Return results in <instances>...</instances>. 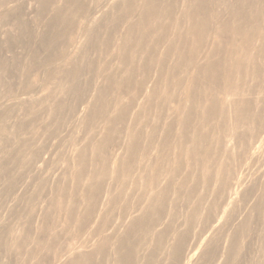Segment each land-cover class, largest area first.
Listing matches in <instances>:
<instances>
[{
	"label": "bare ground",
	"instance_id": "bare-ground-1",
	"mask_svg": "<svg viewBox=\"0 0 264 264\" xmlns=\"http://www.w3.org/2000/svg\"><path fill=\"white\" fill-rule=\"evenodd\" d=\"M52 1L39 0V16H43L47 12ZM216 1L219 2V0H184L182 3L179 0H119L116 5L110 8L111 10L109 9L110 11L108 10L109 12L102 13L103 16L100 18L102 20L98 19L100 22L93 19V24L91 23L85 27V46L83 45V47H86L87 50L90 48L89 50L95 49L96 52L100 51V54L101 52L102 54H108L114 45L112 42L114 41L115 43L116 41L114 39L117 40L120 36L119 42L113 46L117 48V54L115 52L116 50L113 52L118 56L116 63L119 64V67L117 65L116 69L123 68L120 76L119 73L107 75L106 77L103 76L105 78L104 82H106V86H103L104 89H100L101 86H98V90L96 87L97 94L94 92V96L92 91L93 95L91 96H94L92 97V101L88 100L89 104L87 107V104L84 103L85 108H87L85 110L87 111L80 119L79 126H83L84 131L86 126L87 128L91 126L92 129L90 128L89 131H93L92 133H95L94 128L95 131H98L97 125L102 129L98 140H94V135L92 134L93 136H90L91 138H89L90 140L88 139V144H85L86 146H82V149L80 147V150L77 148L78 155H76L77 157L72 165L74 166L72 179L75 185H80L84 181L83 178L87 177L86 174H88L87 183H83L86 184V188L82 193L79 192V197L76 193L70 194L69 198L71 200L68 199V201H66L67 196L65 193H68V191H66L64 186L58 185L57 189H55L58 193L55 194L57 198L52 196L54 197V201H52L53 203L49 202L50 205L42 214V220H40L42 222L41 225L39 224L40 226L37 231V233H40L38 235L39 237L40 235L49 234V242L47 241L48 238L45 240L48 243H45L43 237L42 240L40 239L41 237L39 239L37 238L38 240L29 237L30 234L27 235L28 225L23 230L25 233H22L21 237L17 236V240L13 238L15 241L9 244V246L8 244L3 245V247L1 246L2 250L11 251L15 248L17 251L23 250L28 248L33 242L36 245L35 250L38 249L36 253L46 250L47 252H43H46V255L48 254L46 257L42 256V258H40V252L35 254L36 257L37 255L40 256L37 258L39 260L36 264H50L47 262L48 259L50 261V258L56 259L55 262L57 263L60 260L59 257L61 258L63 256V248L60 245L61 241L59 242L60 237L54 228V225H56L55 222L57 223L58 220V215L61 213L66 214L64 216L66 217L64 226L62 225L61 231L69 233L70 229L75 227L76 231L83 232L87 226L89 227L91 220L95 219L99 200L103 197H100L103 187L109 186V190L107 191L109 196L105 200L108 210L103 209V211H106L104 213H101V210L98 212L97 219H99V223L95 228L90 229L89 236L91 238H98L95 249L91 252L77 253L75 256L74 253L72 255L73 257L70 256L69 260H67L68 262L66 261L67 263L65 264H183L182 261L187 257H185V253L187 251L186 247L189 236L192 234L193 229L198 228V226L196 228L194 227L199 225L200 230L197 229L195 231L199 232L198 235L200 233L202 234L203 230L207 234L211 222L213 224L215 219H218V214L220 213L217 212L220 211H218L219 207H222L221 201L227 195H230L232 202H234L233 197L239 193L236 187L238 185L240 191V187L242 188L243 184V179L240 182L238 170L244 164L245 160L247 161L252 155V147L256 144V141L258 144V138L261 139L263 135L261 133H264V6L262 8H254V4L259 6L258 4L262 3V1L263 5L264 0H259L261 2L256 0L258 3L254 2V4L250 3L253 0H249L250 2L247 1L243 5L242 0L239 3V0L237 3L235 0V3H228L224 0V8L222 3L221 5L219 4L220 9L221 7L225 9L226 15L224 16H221L222 12L220 13L221 15H217L215 11L213 13L211 10L210 5ZM63 2H65V9H61L62 11L58 10L57 16L52 17L50 20L47 19L46 30L49 33L40 38V44L43 46H49V44H54V46L61 45L63 41L69 45L68 39L71 41L77 18L83 17L82 19H85L84 17L88 16V0H63ZM179 3L181 4L180 14L177 13L178 8L180 9L178 6ZM217 3H215V6ZM217 7L219 8V6ZM17 24L22 32L27 30L23 23L18 22ZM121 26H123L122 29L125 28V32L122 35H120L121 32L118 35L116 34L118 32H116L117 38L113 37V41L111 38L102 41L99 39V35L101 37L104 35L103 32L99 34L102 27L107 28V33L111 34L113 31H121L122 29H119ZM63 48L66 49L63 46L58 51L54 50V55H52L55 58L50 54L51 59H58L61 54L65 55L64 52L66 50L63 51ZM86 48L83 49V52L82 50H79L80 52L78 51L77 53L73 52L82 61L81 66L76 65L78 64L77 62L75 63L78 57H73L75 60L71 55V61L69 63L77 67L69 66L70 68H68L69 64H67V68H63V66L62 69H55L50 68L52 67L51 65H44L46 67L49 66V68H46L48 69L46 71L48 83L54 86L61 95L60 99L55 97V99H58L55 100L53 98L54 95L48 92L49 94L47 96L49 97L46 98L48 119L45 122L43 121V124L39 123L40 126L37 125L40 122L39 110L41 107L37 108L30 105L29 100L26 103V99L24 101V108L27 111L26 118L23 117L25 119L21 120L18 124L16 123L15 133L13 132L14 134L9 136L0 134V152H2L0 158L3 152H8L6 151L7 149L10 147L13 149L9 154L4 155L5 157L2 155V158L4 157L5 159L2 160L1 158L0 160V178H7L6 188H3L8 193H10L9 190L14 189L13 186L16 184L14 183L16 178L13 175V178H10L12 173L9 175V171L11 170L9 169V165L14 164L16 167L22 168V170L26 169L25 167L32 166V161L36 162L39 160L37 156L42 152L38 148L36 150L37 146H32L31 142L29 143V138H26L27 140H24L23 136L19 138L20 132L22 133L23 129L26 128L25 126L30 124V132H33L35 135L37 134L38 136L41 134V131H39L40 127L42 133L45 132L43 134L46 136L51 134L50 136H53L52 134L56 132L54 127L58 131L56 126L59 127L58 125L68 120L67 118L69 116L76 114L74 113V111H77L76 107H80V102L78 103V101L81 100L82 102V98H84L83 96L86 93L84 94L85 89H83V85H80L79 81L81 79L84 80L85 73H94L93 70L96 72V70L107 69L110 66L107 63L111 60H107L106 65L108 66L105 65V68L98 69L97 64H104L105 59L108 57H104L105 59L101 60L103 63H100L101 61H98V63L95 60L97 62L96 64L93 61L94 59H89L87 55L89 51L85 50ZM107 54L104 55L107 56ZM115 54L110 56V59L116 56ZM34 59H31L29 62L34 63ZM60 59L58 60L60 61ZM45 60L49 62L50 59L47 60L45 58ZM45 60L44 62L42 60V63H45ZM38 67H42L43 69V64ZM95 67L97 68L95 69ZM152 72L156 76L152 77ZM90 75L93 74L90 73ZM85 78L88 77L85 76ZM151 78L155 79H152L153 86L148 84ZM148 85L150 86L149 90H147ZM86 86L85 88H88ZM51 90L50 92L53 91ZM111 94H114L116 97V104L113 107L108 97ZM71 98H74L73 101H76L78 106L74 102H70ZM140 98H143V102L141 104L137 103L139 106L135 103ZM26 104L27 106H25ZM133 106L140 107V112L136 115L135 119L133 118L138 123L133 122L135 126H138L136 124L139 123L143 124V132H138L137 128H135L136 131L135 129L133 130L134 124L132 126L130 125L132 128L129 127L130 129H128V125L126 124L128 114ZM6 121H8V118H2L1 116L0 125L2 126L3 124L5 126L4 123ZM3 128L5 129V127ZM174 129L177 130L176 134H174ZM162 130H164L162 142L157 144L156 136ZM124 132L127 133V140L124 139L126 141L124 144L125 149H123L125 152L123 151L124 154L122 153L121 157L119 156L117 160L114 159L112 163L109 150L113 145L123 140L122 137H125L122 136ZM33 135L29 137L36 138ZM94 137L96 138L97 136ZM39 138L41 137L39 136ZM72 141L76 140L73 139ZM77 144L80 146L78 142ZM256 146L258 147V145ZM72 148L74 149L76 147ZM154 151H157L159 154L158 159L162 161L159 162V160L152 158ZM74 153L73 155L75 156ZM36 157L38 160H36ZM261 158L263 157L261 156ZM111 164L113 165V170L111 181H109ZM238 174L239 180L236 178ZM108 182H110L109 185ZM239 182L241 186H239ZM129 183H133L130 186H138L137 188L149 191L150 194L147 192L149 196L144 206L140 205L141 203L139 201L141 199H136L138 201V203L136 202L137 206H134V204L131 205L130 201L133 198L130 197L131 199H129L127 190L124 188ZM112 185L116 186L115 189L117 190L115 192ZM259 185H257V188H259ZM253 187L250 189H254ZM245 190L246 188L244 189L245 193L252 192V190H249V187L248 190ZM255 190L257 191L256 188ZM259 192L258 190L256 193L258 194ZM208 196L213 199L208 198ZM255 196H252V201L255 200ZM260 196L258 197L259 201H255L256 204L253 202L252 204L254 206L251 208L260 214L259 218L261 217V220L259 223L264 227V187L263 193ZM207 198L212 201H208ZM243 199L245 198L243 197ZM78 202L83 205H80L82 208L84 207L81 212L78 210ZM141 202L143 203V201ZM237 203L235 204L236 207L233 203V208L235 207V211L240 213L241 208L239 206L241 204L239 203L240 205L238 204L237 206ZM236 208H240V211ZM114 209H119L118 211L121 213L119 216H123V220L129 222L128 224L126 223L127 226L125 230L121 231V234L120 232L118 235L116 234L119 230L115 233V240L105 235L108 226L111 225H108L109 213L111 214ZM134 211L138 212L139 215L137 213V216H132ZM225 213H223L224 216ZM238 213L233 214L235 220V215H238ZM31 214L33 213L31 212ZM214 215L217 217L215 216V218ZM227 215V222L229 220L231 222L235 221L232 219L234 218L232 214L229 217ZM165 216H168L166 221L168 218L170 220L167 223L164 220ZM32 217L34 218V216ZM238 217L241 216L238 215ZM126 218L128 220L130 219V221ZM180 218H182L183 227H181L183 229L180 227L182 230H177V225L175 226L174 223L178 219L180 221ZM163 220L166 225L163 229L160 228L159 230L158 226ZM230 221L229 223L231 224ZM235 222L234 224L237 225ZM252 222L254 223V221ZM120 223H123V221H120ZM255 223L257 222L255 221ZM179 224L181 225V223ZM232 226H234L233 223ZM237 226L231 235V245L225 252L226 260H222V262H225L224 264H242L243 262L242 253L245 251L244 244L246 242L243 244L242 238L247 235L252 226L248 219H244ZM263 235H261L262 237L260 239L264 238ZM208 236L210 237V235ZM213 237H210V241L213 238L216 242V234ZM199 242L201 243L202 241L200 240ZM33 249L32 251H35ZM199 249L201 250L200 247L197 250ZM4 250L2 253H4ZM70 250H73V248ZM187 254L189 255V252ZM27 255L29 256V254ZM35 255L33 253V256ZM215 255L212 246L205 248L201 255L204 260L203 262H205L204 264L212 263L211 261L215 259ZM57 257L59 260H57ZM253 261L251 260V262ZM262 262L264 261L261 260L260 264ZM185 264H189L188 258Z\"/></svg>",
	"mask_w": 264,
	"mask_h": 264
},
{
	"label": "rangeland",
	"instance_id": "rangeland-1",
	"mask_svg": "<svg viewBox=\"0 0 264 264\" xmlns=\"http://www.w3.org/2000/svg\"><path fill=\"white\" fill-rule=\"evenodd\" d=\"M88 1L89 2H87V8H89L88 9V11H89L88 16L89 17L88 16L84 17L85 19H82L83 17L82 18L81 17L77 18L78 21L76 20V23H75V26H74V30H73V33H72L71 41H70V39H68L69 40L68 42L70 44L68 45L67 43H64V41H63V44H61L62 47L63 46L66 47V49L63 48V51L66 50V52H64L65 55L61 54L59 56L61 59L58 57V59H60V61H59L58 59H54V60H53V58L51 59L50 56L52 54L54 55V52L58 51V49L59 50L62 49V47H60L61 45L58 44V45L54 46V44H49V46L48 45L47 46L46 45L43 46L42 44H40L41 43L40 38H42V36L47 35L49 33V32H47L48 30H46L48 20H50L52 17L57 16V12H59L58 10L65 9V2H63V0H53L52 3L49 6L47 12L45 14H43V16L42 15L39 16V14H38L39 0H0V119H1V116H2V118L3 117H7L8 118V121H6L4 123L5 126H3V124H2V126L0 125V134L1 135L2 134H4L5 136L13 135L15 133V130H16V125L21 120L26 118V112L27 111L24 108V104H25L24 101L26 99H27V101H25L26 103L30 101V103H31V104L29 103L30 105L35 106L37 108L41 107L40 110H39L40 111V117H39V121L40 122H38L37 125H39V123L43 124L48 119V115H47V112H48L47 109L48 108H47V99L46 98L49 97V96H47V95L49 93L53 94L54 95V97H53L54 99H55V97L60 99L61 95L58 92V90H56V88H54V86H52V85H50L48 83L47 77H46V71L48 69H46V68L47 67L49 68V66L46 67L44 65H51L52 67H50V68H55V69L56 68L62 69L63 66H64L63 68H67V64H69L68 68H70L69 66H71V67L75 66L74 64H73V66L70 65L69 62L71 61V57L72 58L73 57H75V58L78 57V55H75L74 53H77L79 50L80 51L82 50V52H83L84 51L83 49L86 48V47H83V45L85 46V43H84V41H85V38H84L85 27L87 25H90L91 23L93 24V22H92L93 19H95V21L100 22L99 20H102L100 18H102L103 14H105V12H109L111 10L110 8L113 7V5H116L119 0H88ZM183 1L184 0H179L180 3H182ZM226 1L228 3H230V2L231 3H235L234 0H226ZM235 1L237 3L238 0H235ZM242 1H243V3H242V5H243L244 3H247V1H249V0H242ZM258 1L253 0L252 2H250V1L249 2L254 4V2L258 3ZM261 1H259V2H261ZM217 2L218 1L213 2L211 4L212 6L210 5V8L213 11V13L215 11V14L221 15L220 13L222 12L221 16L226 15L225 14V9H223L224 8V4H223L224 0H219V2L218 3ZM239 2H241V1L239 0L238 3ZM180 3L178 5L180 7V9L178 8L177 13H179L181 11V4ZM215 3H217L216 6H215ZM221 3H222L223 8L221 7V9H220ZM262 3H263V1H262ZM262 3H260V4L262 5ZM260 4H258L259 6L254 4V8L255 7L256 8H262L264 6V4L262 6ZM214 6H215V8H214ZM217 6H219V8ZM212 8H214V9H212ZM215 9H219V10H215ZM221 10H224V11H221ZM217 11H220V12H217ZM223 12H224V14H223ZM18 22L23 23L26 26L25 28L27 30L22 32V30L19 28V26L17 24ZM77 22H79V23H77ZM122 27L123 26L119 27V29L120 28L122 29ZM124 27H126V26H124ZM107 30H108L107 28H104V27L101 28L99 34H101V32H103V34H104L102 37L99 35V39L101 41L104 40V39H106V40H108L110 38L112 39L113 37L117 38L116 34L118 35L119 32H121L120 35H122L125 32V28H123L121 31L120 30L113 31L114 33L112 32L111 34H108ZM116 32H118V33H116ZM114 34H115V36H114ZM101 38H103V39H101ZM119 39H120V36L117 38V40L114 39L116 41L115 42L116 44H117V42H119ZM72 40H73V42H72ZM112 41H113V39H112ZM65 42H67V40H65ZM112 43L114 44L113 46L116 45L114 43V41ZM51 45H53L54 47L51 46ZM66 45H68V46H66ZM113 46H112V48H114V49L111 48L112 51L110 50V52L108 54L107 53H103L102 54V52L100 54V51L96 52L95 49H94L95 51L93 49H91L94 52L89 50L90 48L88 50H87V48L85 49V50L90 52V53L88 52L89 54L87 53V55L89 56V59H91V60L94 59L93 61L96 60L97 62L98 61L100 62L101 60L105 59L104 57H106V58L108 57L107 59H105L106 61L104 62V64H97V62L95 61L96 64L98 65L97 66L98 69L99 68H105L107 60H111L109 62H112V63H109V62L107 63V64H110V66L106 65V66H108L107 69L105 68L106 70L105 69H99V70H96V72H95V70H93V72L95 74L90 72L93 75H90L89 72L88 73L86 72L85 76L88 77V78H85V76L84 77L82 76L84 80L81 79L82 81L80 80L79 82H80V85H83L82 87H83V89H85L84 90L85 91L84 94L85 93L86 94H85V96H83L84 98H82V102H81V100L78 101V103L80 102V104H79L80 107H76L77 109L75 108L77 111L79 110L80 112L79 111L78 112L74 111V113H76V114L73 113L74 115L73 116L72 115L69 116L67 118L68 120L62 122L63 124L60 123L58 125L59 127L56 126L58 131L54 127V130L56 132H55V134L54 133L52 134L53 136H50L51 134L50 135L48 134L50 137L48 135H47L48 136L47 137L45 134H43L45 132L42 133V130L39 127L40 125L38 127H39V131H41L40 132L41 134L38 131V133L40 134L38 136H37V134L35 135L33 132H30L31 131L30 124L25 126L26 130L23 129L22 133L20 132V135L18 136L19 138L21 136H23L24 140H27L26 138H29L30 139V140H28L29 143L31 142L32 146H35V147L37 146L36 150L38 148L39 150H42V152H40L38 150V152H40L39 155L37 156V157H39V160L36 157L37 159L36 158L35 159L38 160V161H36V162L32 161V163H31L32 166H29V167L27 166V167H25L26 169L22 170V168L16 167V165H14V164H10L9 165V169H11L9 171V175L12 173L10 175V178H13V177L16 178L14 180V183H16V184H14V186H13L14 189L9 190L10 193H8L7 190L5 189L6 188L5 184L7 183L6 182L7 178L5 179L3 176H2L3 178H0V242H1L0 243V250H1V252H0V256H1L0 257V261H2V262H0V264H2V263L3 264H34V263L36 264V262H38V260H39V259H37L38 257H40V256H41L40 258H42V256L46 257L48 255V254L46 255V252H47L46 250L38 251L36 253V251L38 249L35 250L36 249V247H35L36 245H34L33 242H32V244L29 245L28 248L23 249V250H19V251H17L16 248L11 250V251L3 249L4 253H2L3 250L1 249V246L3 247V245H7V244L9 246V244H11L12 242L15 241L14 239L17 240V236L21 237V234L25 233V231H23V230H25L27 228L26 226H28V225H29L28 227L30 229L27 228L28 229L27 235L30 234L29 237H31L34 240H35V238H36V240H38L40 237H41L40 239L42 240V237H43L44 241L47 240V238H48L47 241L49 242V240H50L49 239L50 236L48 237L49 234H45L46 236L45 235H43V236L40 235V237H39L38 235L40 233L39 232L37 233V231H38V227L41 225V222H42V221H40V220H42V216H43L42 214L44 213V211H46V208L50 205V203H53L52 201H54L53 199L56 196L55 194H58L55 189H57L58 185L59 186H64L66 188V191H68V193H69V195H68V193L65 192L66 196H67L66 201H68V199L71 200L69 198L70 194L76 193L77 196H78L80 193H82L83 190H85L86 184H83V183H85V182L87 183L88 174H86L87 177L83 178L84 181H82V183H80L81 186L80 185H75V183H74V181L72 179V173L74 171V168H73L74 166H72V165L75 162L74 160L77 157L76 155H78V149L80 147L82 149L84 146H86L88 144V139L91 138L90 136H93V135L97 136L96 138L93 136V138H94V140H98L100 138V134L102 132V129H101L100 126L97 125L98 131H95V128H94V132L95 133H92L93 131L92 132L89 131L91 126L89 128H87V126H86L85 127V131H84V128H82L83 126L82 127L79 126L80 125L79 121L85 115V113L87 111V110H85V109H87V108H85V104H87L86 105V107H87L88 104H89L88 100L92 101V99H93L92 97L95 96L97 88L99 90V87L101 86L100 89H104L103 86H106V84H105L106 82H104L105 78L103 76L106 77L107 75L118 74V73H119V76H120L121 73L123 72V68L121 66H120L121 68L116 69L117 65L119 67V64L116 63L118 61V60H116V59H118V56L116 55L117 54V50H116L117 48H115ZM82 47H83V49H81ZM68 49H70V50H68ZM113 51H115L116 54ZM104 54L105 55L107 54V56H105ZM114 54L116 56H114V57H112L110 59V56H113ZM53 55H52V57H54ZM70 55H71V57H70ZM73 55H75V56H73ZM101 55H103V56H101ZM47 57H50V58H47ZM36 58H37V60H36ZM45 58L47 60L50 59L49 62L46 61ZM75 58H73V59H75ZM31 59H34V63L35 64L33 62H29V61H31ZM76 59H78V60H76ZM76 59H75L76 60L75 63L76 62L78 63L76 65H80L81 66L82 61L79 60L80 58L78 57ZM42 60H43V62L45 60L46 61L45 63H50V64L42 63ZM52 62H54V63H52ZM65 62H67V63H65ZM55 63H56V65H55ZM100 63H103V61H101ZM42 64H43V69H42V67H38V66H42ZM80 66H78V67H80ZM101 66H103V67H101ZM114 66H115V68H114ZM75 67H77V66H75ZM97 67H95V69ZM36 68L37 69L39 68L38 71H37ZM154 72H152V77L156 76L155 75L156 72L155 73ZM99 73L103 74V75L100 76ZM152 79H154V78H151L150 82L148 83V84H150V86L153 84ZM86 80L89 83H87ZM29 82H30V84H29ZM90 84H91V86H90ZM25 85L29 89L28 88L26 89ZM29 85H31L32 87L29 86ZM85 86L88 87V88H85ZM150 86L149 85L147 86V90L150 89ZM90 88H92V89H90ZM86 89L88 91L89 90L90 91L88 92ZM26 90L27 91L29 90V91L27 92ZM50 90L52 92H50ZM92 91H93V93L95 92L94 96H91V95H93ZM27 93H28V95H27ZM87 93H88L89 96L87 95ZM85 97H88V98H85ZM108 97H109V100H111L109 102H111V106L113 107V105L116 104V97H115L114 94H111ZM124 97H126V96H124ZM57 98L55 100H58ZM143 98H140V100H138L135 104L136 105L141 104V102H143ZM43 99H46V100H43ZM73 100H74V98L73 99L71 98L70 102H74L78 106V103L76 101H73ZM32 101L34 102V104H33ZM125 101H127V100H125ZM137 103H139V104H137ZM25 106H27V104ZM42 106L45 109H43ZM139 106H133L131 108V110H130V112L128 114L127 120H126V122H127L126 124L128 125V129L132 128V127H130V125L132 126L134 124L133 125L134 128H132L133 130L135 128H137L138 132H143L144 131L143 124L139 123V124H136L138 126H135V123H134V122H136V120L134 121V119L136 118V115L140 112V107ZM138 108H139V110H138ZM23 117H25V118H23ZM75 119H76V121H75ZM73 122H74V124H73ZM136 123H138V122H136ZM74 125L76 126V128H75ZM3 127H5V129ZM60 129H61V131H60ZM73 129H74V131H73ZM76 129H78V131H76ZM79 129H81V131H79ZM86 129H87V131H86ZM135 131H136V129H135ZM97 132H99V133H97ZM31 133H33L34 135L31 134ZM87 133H88V135L90 134L89 137H88ZM125 133L126 132H124L123 135H122V136H125V137H122L123 140H121L118 143H116L115 145H113L110 148V150H109V154L111 156L112 163H113L114 159L117 160L119 158V156L121 157V154L124 151L123 149H125L124 148V144H125L126 141H124V139L127 140V137H126L127 133L126 134ZM176 133H177V130L174 129V134H176ZM261 134L264 135V133H261ZM31 135L36 136V138L29 137ZM54 135H56L57 137L54 136ZM263 135H262V137L260 136L261 139L263 138ZM39 136L41 138H39ZM163 136H164V130H162L156 136L157 144L162 142V137ZM75 138H77V139L79 138V139L77 140ZM86 138H87V140H86ZM73 139L76 140V141H72ZM258 139H257L258 140V144H257V141L255 142L256 144H254V146L258 145V147L256 146V148H254V149H253L254 146L252 147V150H253L252 151V155L247 159V161L245 160L244 164H242V166L239 168V170H241V171L238 170V173L240 174V182L243 179L242 183L244 184V186L242 184V188L240 187V191L238 189V185H237V187L235 186L239 193H238V195L233 197L234 198V200H233L234 202H232V197L230 195H227V197L223 199L224 201L223 200L221 201L223 208L219 207L218 211L219 210L220 211L217 212V213H220V214H218L219 216L216 213V215L218 216L219 220L215 219L217 216L214 215V217L216 216L215 218L213 217V219H215V221H214L213 224L211 222V226L213 225L214 228L209 225L210 228L207 230V234L204 233V230L203 231L201 230L202 234L200 233L201 235L200 234L198 235L199 232L198 231L195 232V231L197 229H199V225H196L194 227V228H196L198 226V228L193 229L192 234L189 236V239L187 241L188 242L187 243V247H189L191 249H190V251H188L189 248L186 247L187 251L189 252V255L187 254L188 252L186 251L185 257L186 256L187 257L184 260L185 262H187V258H188L189 259V264H193V263L194 264H204L205 262H203L204 260L201 257L202 252L208 246L209 247L212 246V248L214 249L216 255L214 256L215 259H213V261H211L212 263H209V264H216L217 262H218L217 264H224L225 262H222V260L223 261H224V259L226 260V253L225 252L227 251L228 247L231 245V240H232L231 235L234 233V229H236L238 227L237 225H239L241 221H244V219L250 220V223H251V226H252L251 227L252 232L250 230L247 233V235H245L243 237L244 239L242 238L243 244H244V242H246L244 244L245 245V249H244L245 251L242 253V257H243L242 258L243 259L242 264H248V263L249 264H258L259 260H260V262H261V260L264 261V252H263V250H264V247H263L264 238L260 239V237H262L261 235L264 234V227H263V225L261 223H259L260 220H261L260 219L261 217L259 218L260 214H258V212H255L251 208V207L254 206V204H256L257 200L259 201L258 197H261L260 195H262L263 187H264V150H263L264 149V141H263L264 138H263V140H261L260 138H258ZM31 140H33V141H31ZM41 140H43V141H41ZM259 141H261V142H259ZM41 142H43V143H41ZM44 142L46 143V145H45ZM75 142H76V144H75ZM77 142L80 144V146L77 144ZM32 143H34V144H32ZM261 145H262V147H261ZM72 147H76V148L73 149ZM255 149H256V153H255ZM12 150H13L12 147H10L9 149L6 150L8 152L7 153L3 152L2 155L6 156V154H9ZM44 151H46V152H44ZM1 153L2 152H0V154ZM43 153H44V155H43ZM73 153L75 154V156L73 155ZM259 154H261V155H259ZM2 155H1V158H2ZM171 155H173V154H171ZM257 155H258V157H257ZM261 156L263 158H261ZM4 157L2 158V160L5 159ZM158 157H159V154L157 153V151H154L152 158L159 160V162L162 161L161 159H158ZM1 158H0V160H1ZM70 161H72V162H70ZM251 164H252L253 167L251 166ZM259 166L261 167V169H260ZM112 170H113V165L111 164V167H110V172L111 173L109 174V177H110L109 181H111ZM64 173H66V174H64ZM239 174L237 175L238 177H236L238 180H239ZM12 175H13V177H12ZM249 176H251V177H249ZM7 177H9V176H7ZM242 177H244V178H242ZM3 179H4V181H3ZM17 179H18V181H17ZM62 179H63V181L61 182ZM255 180H257V181H255ZM240 182H239V186H241ZM109 183L110 182H108V185H109ZM82 184H83V186H82ZM130 184H133V183H129V184H127L126 187H124L125 190H127L129 199H131L130 197H132L135 200L136 199H141L139 201L141 204L140 203L139 204L141 206H144V204H146V199H147V197L150 194L149 191L146 190V189L137 188L138 186H133V185L130 186ZM84 185H85V187H84ZM257 185H259V188H257L258 187ZM253 186H255V187H253ZM3 187H5V188H3ZM108 187L109 186H104L103 187V190L101 192L102 194L100 195V197L101 196H103V197H101L100 200H99L98 208H97L98 210H97V213L95 214V219L91 220V223L89 224L90 228L87 226L88 229L86 228V230H84L83 232L82 231L81 232L76 231L74 226H73L74 228L70 229L69 233L61 231L62 230V225L64 226V221L66 219V217H64V216H66V214L65 213H61L60 214L61 216L58 215V217H57L58 220H57V223L55 222L56 225H54V228L56 230L55 232L60 237L59 242L61 241L60 242V245H62L61 248H63V251L64 250L65 251L64 252L62 251L63 256L61 254V256L63 258L59 257V259H60L59 260L58 257H57V260H59L57 263L55 262L56 259L54 260V258H50V261H48L49 260L48 259L47 260L48 263H50V264H65V263L68 262L67 260H69L70 256L73 257L72 255L74 253H75L74 254V256H75L77 253L79 254V253H82V252H91V251H93L95 249V246H96V244L98 242V238H96V237L95 238H93V237L91 238V236H89L90 229H92L93 227L95 228L98 225V223H99V219H97L98 212H100V210H101V213H104V212H106L108 210V207H107V205L105 203V200L108 199L107 196H109L107 194L108 193L107 191L109 190ZM113 187H114L113 189H114V192H115L117 190V189H115L116 186L114 185ZM244 187L246 188V190H248V187H249V190H252V192L249 191V193L248 192L245 193L244 192V189H245ZM252 187L254 189H250ZM255 188L257 189V191L255 190ZM4 189H5V191H3ZM258 190L260 191L258 193L260 195H258L256 193V192H258ZM55 191H56V193H55ZM144 191H146V192H144ZM147 192L149 194H147ZM250 193H254V194L256 193L255 195L257 196V199H256V196L254 194H250ZM245 195L247 196V198H246ZM52 196H54V197H52ZM252 196H255L254 197V199H255L254 201H252L253 200ZM243 197L245 199H243ZM55 198H57V197H55ZM208 198H212V197L208 196ZM208 198H207V200H208ZM133 199H131V201H130L131 205L134 204V206H137L136 202L138 203V201L137 200L135 201ZM225 199H226V201H225ZM210 200H208V201H210ZM245 200H248V201H245ZM141 201H143V203ZM230 201H231L232 204L230 203ZM235 202L236 203L238 202L237 206H238L239 203L241 205H243V206H241L239 204L240 205L239 207L241 208V211H240V208H236V209H239L240 213L241 212H243V213L240 214V213H238V211H235V209H234L236 207L235 206V204H236ZM253 202H255V203L252 204ZM78 203H79L78 204V210H79V212H81L84 207L82 208L81 206H83V205L80 202H78ZM233 203H234V206H235L234 208H233ZM250 203H251V206H250ZM30 206H32V208H30ZM220 208L222 209V212H221ZM32 209H33V211H32ZM103 209H105L106 211L105 210L103 211ZM118 210L119 209H114L111 214L109 213L108 225L111 224L112 226L109 225L108 228H107L108 231L106 230V233H105V235L112 237L114 240H115V236L114 235H116V234L118 235L119 232L121 234L122 233L121 231L125 230V227L127 226L126 223L127 224L129 223L126 220L125 221L123 220V216H121V217L119 216V215H121V213H119ZM30 211L33 214H31ZM233 211H235V212H233ZM236 212L241 217H238V215H235L236 216V220H235V217L233 216V214H237ZM137 213L138 212L134 211L132 213V216H137ZM223 213H225V216H224ZM230 213L232 214V217H234L232 219H234L236 221V222L235 221L231 222L229 220L231 222V224L229 223V221L228 222L226 221V219H227L226 218V214H228L227 217H229V215H231ZM138 215H139V213H138ZM242 215H243V217H242ZM32 216H34V218ZM30 217H31V219H30ZM167 217L166 216L164 217L165 221H166ZM257 217H258V219H257ZM28 218H29V220H31L30 222H28L29 221ZM181 219L182 218H180L181 222L178 219V220L175 221V223L177 222V224L174 223L175 226L177 225L176 226L177 230L178 229L179 230L183 229L182 228L183 224H182V220ZM252 219H254V220H252ZM119 220L121 222L123 221V223H120ZM128 221H130V219ZM163 221L158 226L159 230H160V228L163 229L165 227V225H166L165 221H164V224H163ZM167 221L168 222L170 221L169 218H168ZM167 221H166V223H167ZM178 221H179V223H181V225L178 223ZM252 221H254V223L256 221L257 222V223H255L256 225ZM27 222H28V224H27ZM234 222L237 225H235ZM232 223L235 226V228H234V226H232ZM37 224H38V226H37ZM178 224H179V226H178ZM200 228H201V226H200ZM218 228H220V230H218ZM217 233H218V235H217ZM16 234H18V235H16ZM215 234H216V237H215L216 242L213 239L214 238L213 236H215ZM259 234H260V236H259ZM208 235H210V237H213L211 239L212 241H210V237ZM251 235H254V236H251ZM225 237L228 240H226ZM200 240L203 243L202 242L200 243L199 242ZM213 240H214V242H213ZM259 240H261L262 242L261 241L259 242ZM47 241H45V243H48ZM189 241L191 242V244H190ZM93 242H94V244H92ZM89 243L92 244V245H90ZM220 243H222V244H220ZM199 244L202 245V246H200ZM247 244H248V246H247ZM195 247H197V248H195ZM198 247H200L201 250L203 249V251H201L200 249L197 250ZM72 248H73V250H70ZM194 248H195V250H194ZM222 248H224V249H222ZM32 249L35 250V251H32ZM192 249H193V251H192ZM43 251H46V252H43ZM39 252H40V256L37 255V257H36L35 254H38ZM190 252H191V254H190ZM33 253H34L35 256H33ZM68 253H69V255H67ZM27 254H29V256L31 255V257H29ZM34 257H36V258L34 259ZM193 257H194V259H193ZM31 258H33V259H31ZM36 259H37V261H36ZM253 259H254V261H253ZM214 260H216V261H214ZM251 260L253 262H251ZM184 261H182L183 264H185ZM260 262H259V264H260ZM262 264H264V262H262Z\"/></svg>",
	"mask_w": 264,
	"mask_h": 264
}]
</instances>
